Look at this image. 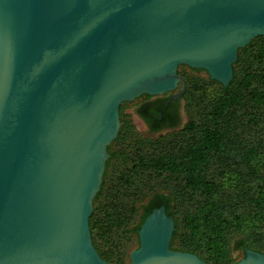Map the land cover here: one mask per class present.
<instances>
[{"label":"water","instance_id":"obj_1","mask_svg":"<svg viewBox=\"0 0 264 264\" xmlns=\"http://www.w3.org/2000/svg\"><path fill=\"white\" fill-rule=\"evenodd\" d=\"M258 35L264 0H0V264H111L89 217L121 102L176 89L181 63L227 86ZM175 228L153 208L127 264H207Z\"/></svg>","mask_w":264,"mask_h":264},{"label":"trees","instance_id":"obj_2","mask_svg":"<svg viewBox=\"0 0 264 264\" xmlns=\"http://www.w3.org/2000/svg\"><path fill=\"white\" fill-rule=\"evenodd\" d=\"M191 87V119L181 128L144 138L122 125L108 145L89 218L94 245L111 264H125L122 240L161 205L175 220L171 247L177 239L176 249L207 264L233 263V233L241 234L236 248L264 253V35L239 48L227 86L209 79ZM113 242L120 254L104 250Z\"/></svg>","mask_w":264,"mask_h":264},{"label":"rangeland","instance_id":"obj_3","mask_svg":"<svg viewBox=\"0 0 264 264\" xmlns=\"http://www.w3.org/2000/svg\"><path fill=\"white\" fill-rule=\"evenodd\" d=\"M177 71H178V74L182 77L183 80H180L179 83H178L177 88L172 90V91H175V90H178V89H182L184 82H185V85H186V89L185 90L188 89V92L182 96V101H181L182 102V107H183L182 116H183V124H184V122L186 123V122L189 121V119H191V111L189 109V94H188L189 93V87L198 86L201 82L208 81L211 78L209 77V74L204 69L193 68V67H191V66H189V65H187L185 63L179 64L178 68H177ZM215 87H216V85H215ZM145 95L146 94H141V95L135 97L133 100H126V101H122L121 102V104L119 106V119H120L119 131H120L122 125H124V126L127 125L128 129L130 128V130L132 129L133 131H136L141 137L154 138V137L158 136L156 134H148L146 132L145 125L138 119V117L135 114L132 113L131 106H133L137 101H139ZM112 163L109 166V173H111L112 170H114V168H115L114 163L113 164ZM144 200H146V198ZM93 209H94V203H93ZM92 212H93V210H92ZM139 213H140V211H139ZM139 213L137 212L136 215H134V218L130 222L129 226H135L136 225L134 223L138 222ZM89 226H90V218H89ZM263 228L264 227H262L259 230L262 231ZM90 233H91V231H90ZM239 236H241L240 233H233L231 235L230 247H229L231 263L232 262L235 263L240 258L244 257V249L235 247V240ZM91 239H92V242H93L92 234H91ZM122 243H123V248H122L123 249L122 250L123 253H122V255L124 257L123 260H124V263L127 264L130 261L129 254H130L131 250L136 248L139 245L138 234L137 235L135 233H130L129 235L127 234L126 237L122 240ZM173 243L174 244H173L172 248L176 249L177 244H178V240L175 239ZM93 245H94V242H93ZM251 249H253V248H251ZM104 250H106L108 252V254H111V255H115L117 253H119V254L121 253V251L119 249H117V247H115L114 242L107 244L104 247ZM176 250H179V249H176Z\"/></svg>","mask_w":264,"mask_h":264},{"label":"flooded vegetation","instance_id":"obj_4","mask_svg":"<svg viewBox=\"0 0 264 264\" xmlns=\"http://www.w3.org/2000/svg\"><path fill=\"white\" fill-rule=\"evenodd\" d=\"M181 89L159 95L146 94L137 101L132 113L145 125L148 134H162L169 128H181L183 124L182 96H174Z\"/></svg>","mask_w":264,"mask_h":264},{"label":"bare ground","instance_id":"obj_5","mask_svg":"<svg viewBox=\"0 0 264 264\" xmlns=\"http://www.w3.org/2000/svg\"><path fill=\"white\" fill-rule=\"evenodd\" d=\"M215 56L216 55H213V58L212 59H216L215 58ZM211 59V58H210ZM153 227H152V234H151V237L153 236V234H155L156 233V231L158 230V229H160V227H159V220L157 219V218H155L154 220H153ZM161 237V236H160Z\"/></svg>","mask_w":264,"mask_h":264}]
</instances>
